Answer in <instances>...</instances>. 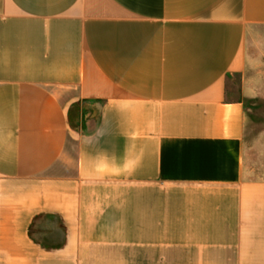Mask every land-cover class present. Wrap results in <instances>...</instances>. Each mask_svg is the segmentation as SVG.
I'll return each instance as SVG.
<instances>
[{"label": "crops", "instance_id": "crops-1", "mask_svg": "<svg viewBox=\"0 0 264 264\" xmlns=\"http://www.w3.org/2000/svg\"><path fill=\"white\" fill-rule=\"evenodd\" d=\"M258 27L264 0H0V264H264Z\"/></svg>", "mask_w": 264, "mask_h": 264}, {"label": "rangeland", "instance_id": "rangeland-1", "mask_svg": "<svg viewBox=\"0 0 264 264\" xmlns=\"http://www.w3.org/2000/svg\"><path fill=\"white\" fill-rule=\"evenodd\" d=\"M256 31L249 42L254 59L263 60V66L256 68L257 72L253 73V76L260 77L264 72V27H258ZM241 78L240 74L228 77V89L230 96L234 98L240 96ZM257 86L261 84L258 83ZM245 107L247 124L244 153L245 177L249 180H264V97L245 100Z\"/></svg>", "mask_w": 264, "mask_h": 264}]
</instances>
